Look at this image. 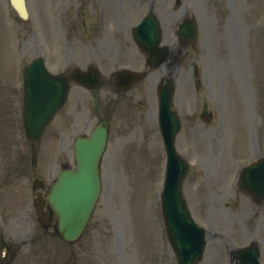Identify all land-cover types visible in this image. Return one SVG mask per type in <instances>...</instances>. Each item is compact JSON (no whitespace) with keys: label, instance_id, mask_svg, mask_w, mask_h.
I'll return each mask as SVG.
<instances>
[{"label":"rangeland","instance_id":"obj_1","mask_svg":"<svg viewBox=\"0 0 264 264\" xmlns=\"http://www.w3.org/2000/svg\"><path fill=\"white\" fill-rule=\"evenodd\" d=\"M258 1L264 2V0H252L251 2L248 0H229L228 18L235 22V31L231 38L235 49L231 56L224 59L220 52L223 51L224 42L228 40L229 35L221 25L223 15L221 11L216 13L214 9L207 10L206 24L215 23L218 35L214 42L213 56L204 58L208 67L204 69L206 84L201 94L202 98L211 101L210 109L214 111V119L210 123H202V133L196 137L201 151L199 161L206 166L202 167L203 176L199 179V189L194 194L195 198L190 196L189 204L200 222L213 225L215 228L212 233L216 232L219 236L214 238V235H211L208 255L203 264H215L213 260L228 257L231 244L234 246L243 245L254 238L260 239L264 243V210L255 214L254 207L249 201L242 202L240 207H234L233 205H237L238 193L235 189L234 194V191L230 190L229 187V178L237 166L235 165L236 162L244 160L249 155L244 154L232 159L228 154L229 147L235 137L237 140L239 138L240 143L248 147V151L250 148L256 150L257 147L258 150L264 151V117L261 120L259 114L264 113V111L261 106L258 108V103H261L260 90L255 83V81L261 80L254 70L257 64L256 69L264 81V58H258L255 62L257 56H264V46L262 47L258 39H254L253 34L251 42L248 44V34L253 31V27H248V25L252 22L258 23L260 19L264 22V8L257 10L254 7L259 5L257 4ZM199 11L204 18L205 8L200 7ZM249 11L253 12L252 19L248 17ZM8 12L9 7L5 0H0V59L3 66L0 69L2 71L8 69V64L11 66L13 64L14 68L17 66L12 43H10L14 22L10 20ZM236 25L239 35L236 34ZM26 30V35L29 36V34L37 31V27L31 24ZM33 41L35 42V38ZM29 46L34 52L36 46L34 44H29ZM73 50L77 53L75 47ZM29 51L31 52L30 48ZM31 55L32 53L29 58L32 57ZM63 58L66 62H73L75 59L71 56ZM78 58L84 63L86 62L85 58ZM193 92L197 95L199 93L194 89L193 91L190 90V97L192 98L194 97ZM234 101L240 103L239 111L234 110ZM64 140L66 159L72 161L71 139L66 136ZM132 140L130 138L125 147L121 140H116L109 149L103 163L101 200L90 229L81 243L70 246L43 233L42 243L47 242L49 245L54 244L56 246L58 243L64 245V247L60 246L59 249L58 264L82 262L86 259L84 256L88 254L90 264H177L171 248L166 243V238L161 236L163 229L160 222L161 228L155 229L156 240L154 239L156 243L162 241V244L158 243L159 252L157 255L148 253L145 249L147 246L143 247V237L147 239L146 234L142 230L140 236L138 234L140 224L137 222V215L140 214V209L144 208L145 216L152 223L154 219H151V214L155 215L156 213L155 206L150 209L149 207L153 200L155 183L161 169L160 164H158V155L162 151L160 135L156 134L155 139L150 144L151 149L148 151L147 147L139 149L140 145L137 148V144L131 148H126ZM2 141L0 130V156L6 151V147H2ZM55 144L53 150H57L58 141L54 142L53 146ZM129 153L132 155L131 157ZM52 155L51 152L44 150L37 161L41 162L45 157H48L49 161ZM253 155L254 153L251 157ZM58 166L59 163H56L54 176L57 175ZM200 170H193V174ZM139 182H141L142 187L137 190L136 187ZM27 193L26 191L22 192L16 199L22 202ZM259 214L261 216L255 219ZM14 229L15 227L11 228L12 234ZM18 229L27 231L26 227ZM151 235H154L153 230H151ZM150 247L153 250L155 246L150 245Z\"/></svg>","mask_w":264,"mask_h":264}]
</instances>
